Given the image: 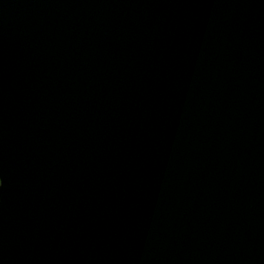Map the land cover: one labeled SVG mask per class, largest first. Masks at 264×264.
Listing matches in <instances>:
<instances>
[{
	"label": "water",
	"instance_id": "water-1",
	"mask_svg": "<svg viewBox=\"0 0 264 264\" xmlns=\"http://www.w3.org/2000/svg\"><path fill=\"white\" fill-rule=\"evenodd\" d=\"M0 264H264V0H0Z\"/></svg>",
	"mask_w": 264,
	"mask_h": 264
},
{
	"label": "snow or ice",
	"instance_id": "snow-or-ice-1",
	"mask_svg": "<svg viewBox=\"0 0 264 264\" xmlns=\"http://www.w3.org/2000/svg\"><path fill=\"white\" fill-rule=\"evenodd\" d=\"M0 183H2V181H0Z\"/></svg>",
	"mask_w": 264,
	"mask_h": 264
}]
</instances>
